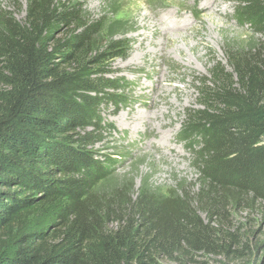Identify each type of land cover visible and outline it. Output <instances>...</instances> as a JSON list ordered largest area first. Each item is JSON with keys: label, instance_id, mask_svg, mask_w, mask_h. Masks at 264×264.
Instances as JSON below:
<instances>
[{"label": "trees", "instance_id": "obj_1", "mask_svg": "<svg viewBox=\"0 0 264 264\" xmlns=\"http://www.w3.org/2000/svg\"><path fill=\"white\" fill-rule=\"evenodd\" d=\"M231 1L237 24L261 37L200 78L201 107L178 134L200 186L168 196L102 188L116 160L96 147L129 90L111 66L127 58L128 32L105 34L76 0H28L22 20L0 5V264L255 263L264 239L247 223L264 231V0ZM41 212L52 220L37 222Z\"/></svg>", "mask_w": 264, "mask_h": 264}, {"label": "rangeland", "instance_id": "obj_2", "mask_svg": "<svg viewBox=\"0 0 264 264\" xmlns=\"http://www.w3.org/2000/svg\"><path fill=\"white\" fill-rule=\"evenodd\" d=\"M76 1L92 18H103L105 34L118 32L115 36L121 37L128 32L131 42L127 58L111 65L129 90L122 109L106 113V120L114 123L112 134L96 147L102 156L116 160L112 178L102 188H125L133 194L148 188L159 196L184 190L193 195L199 189L200 176L178 134L188 109L201 107L197 100L200 78L210 77L216 62L226 65L228 48L248 47L261 36L237 24L236 3L231 0H219L210 10H202L204 0ZM27 2L0 0V5L22 20ZM138 53L146 56L138 59ZM164 75L159 87L155 81ZM50 220L48 212L36 216L43 224ZM234 221L245 222L244 214H237ZM259 229L257 222L247 223L248 232L257 230L254 242L264 239V231L259 234ZM198 260L224 263L212 256ZM252 263L264 264V251H257Z\"/></svg>", "mask_w": 264, "mask_h": 264}, {"label": "bare ground", "instance_id": "obj_3", "mask_svg": "<svg viewBox=\"0 0 264 264\" xmlns=\"http://www.w3.org/2000/svg\"><path fill=\"white\" fill-rule=\"evenodd\" d=\"M204 1H205V2H204V7H203L202 10H206L207 8H209V10H210V9H212V7H213L214 5H217L218 3H220L219 0H204ZM147 17H148L147 15L144 16L145 19H146ZM147 19H148V18H147ZM150 27L152 28V30H154V29H153V25L150 26ZM144 38H145V37H144ZM165 38H166V39H169L170 37H166V36H165ZM166 39H165V41H167ZM140 44L142 45V42H141ZM141 49H142V47H141ZM141 51H142V50H141ZM136 56H137L138 59H140V58H142V57H145L146 54H145V53H138ZM135 60H136V59H135ZM164 76H165V75H164ZM164 76L161 77V78H159L158 80L155 81V83H156L157 85H159V87H160V85L162 84V81L165 80V78H166V76H165V77H164ZM164 94H165V93H164ZM160 121H161V120H160Z\"/></svg>", "mask_w": 264, "mask_h": 264}]
</instances>
